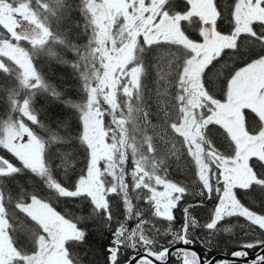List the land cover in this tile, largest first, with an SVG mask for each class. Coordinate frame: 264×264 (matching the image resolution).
<instances>
[{"label": "snow or ice", "instance_id": "obj_1", "mask_svg": "<svg viewBox=\"0 0 264 264\" xmlns=\"http://www.w3.org/2000/svg\"><path fill=\"white\" fill-rule=\"evenodd\" d=\"M0 264H264V0H0Z\"/></svg>", "mask_w": 264, "mask_h": 264}, {"label": "trees", "instance_id": "obj_2", "mask_svg": "<svg viewBox=\"0 0 264 264\" xmlns=\"http://www.w3.org/2000/svg\"><path fill=\"white\" fill-rule=\"evenodd\" d=\"M53 79H55V77H52ZM38 107H39V104H38ZM58 210H71V211H76L75 207L73 205H71L70 203L69 204H66V205H58ZM225 252H227V249H225ZM224 253H215V255H223ZM101 259H103V257H101Z\"/></svg>", "mask_w": 264, "mask_h": 264}, {"label": "water", "instance_id": "obj_3", "mask_svg": "<svg viewBox=\"0 0 264 264\" xmlns=\"http://www.w3.org/2000/svg\"><path fill=\"white\" fill-rule=\"evenodd\" d=\"M216 258H217V259H223V258L231 259V257H228V256H226L225 254H223V255H217ZM253 258H255V256H253V257H249V260H251V259H253Z\"/></svg>", "mask_w": 264, "mask_h": 264}, {"label": "flooded vegetation", "instance_id": "obj_4", "mask_svg": "<svg viewBox=\"0 0 264 264\" xmlns=\"http://www.w3.org/2000/svg\"><path fill=\"white\" fill-rule=\"evenodd\" d=\"M257 249L249 250V257L255 256V253L257 252Z\"/></svg>", "mask_w": 264, "mask_h": 264}]
</instances>
